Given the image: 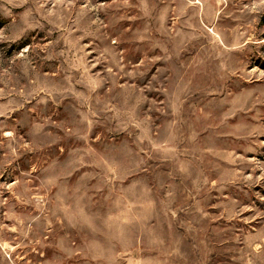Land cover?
<instances>
[{"label": "rangeland", "instance_id": "374dc122", "mask_svg": "<svg viewBox=\"0 0 264 264\" xmlns=\"http://www.w3.org/2000/svg\"><path fill=\"white\" fill-rule=\"evenodd\" d=\"M0 264H264V0H0Z\"/></svg>", "mask_w": 264, "mask_h": 264}]
</instances>
